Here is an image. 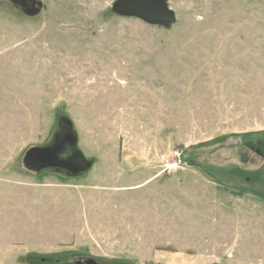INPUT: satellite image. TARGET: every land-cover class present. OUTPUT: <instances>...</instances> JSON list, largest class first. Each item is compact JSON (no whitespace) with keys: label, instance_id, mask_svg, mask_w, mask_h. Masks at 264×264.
I'll return each instance as SVG.
<instances>
[{"label":"rangeland","instance_id":"rangeland-1","mask_svg":"<svg viewBox=\"0 0 264 264\" xmlns=\"http://www.w3.org/2000/svg\"><path fill=\"white\" fill-rule=\"evenodd\" d=\"M116 1L0 0V264H264V0Z\"/></svg>","mask_w":264,"mask_h":264},{"label":"water","instance_id":"water-1","mask_svg":"<svg viewBox=\"0 0 264 264\" xmlns=\"http://www.w3.org/2000/svg\"><path fill=\"white\" fill-rule=\"evenodd\" d=\"M113 12L121 17L137 18L150 25L171 27L175 22V13L169 8L166 0H117ZM68 122L63 121L64 126ZM69 125V124H68ZM70 145L77 141L76 136L67 132L64 138ZM64 149V142L57 138L56 143L45 149H31L25 158L27 168L40 170L47 167H60L76 173L88 168V163L82 155H75L68 160L58 158ZM83 264V263H82ZM85 264H96L86 261Z\"/></svg>","mask_w":264,"mask_h":264},{"label":"flooded vegetation","instance_id":"flooded-vegetation-1","mask_svg":"<svg viewBox=\"0 0 264 264\" xmlns=\"http://www.w3.org/2000/svg\"><path fill=\"white\" fill-rule=\"evenodd\" d=\"M63 128H64V132H63V134H62L61 136H59L58 138H60L61 140H63V142H64V146H65L66 143H67V144H69V143H68L64 138H65L67 132H69V133H71V132H70V130H69V125H68V123L65 124V125L63 126ZM56 140H57V139H56Z\"/></svg>","mask_w":264,"mask_h":264},{"label":"built area","instance_id":"built-area-1","mask_svg":"<svg viewBox=\"0 0 264 264\" xmlns=\"http://www.w3.org/2000/svg\"><path fill=\"white\" fill-rule=\"evenodd\" d=\"M171 168H172L171 165H167V166H166V170H168V171L171 170Z\"/></svg>","mask_w":264,"mask_h":264},{"label":"trees","instance_id":"trees-1","mask_svg":"<svg viewBox=\"0 0 264 264\" xmlns=\"http://www.w3.org/2000/svg\"><path fill=\"white\" fill-rule=\"evenodd\" d=\"M244 146V145H243ZM245 147V146H244ZM246 148V147H245ZM247 149V148H246ZM258 157H259V155H257ZM260 158V157H259ZM262 160H263V162H264V157L263 158H261ZM263 165H264V163H263ZM262 165V166H263ZM85 264V263H84Z\"/></svg>","mask_w":264,"mask_h":264}]
</instances>
